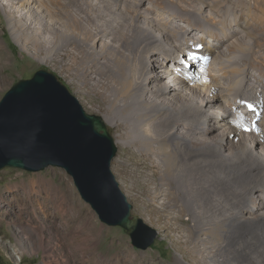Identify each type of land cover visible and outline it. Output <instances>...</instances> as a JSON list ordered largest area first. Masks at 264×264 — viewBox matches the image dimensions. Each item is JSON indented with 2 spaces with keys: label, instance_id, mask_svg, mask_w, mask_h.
<instances>
[{
  "label": "bare ground",
  "instance_id": "6f19581e",
  "mask_svg": "<svg viewBox=\"0 0 264 264\" xmlns=\"http://www.w3.org/2000/svg\"><path fill=\"white\" fill-rule=\"evenodd\" d=\"M14 1H17L12 3L17 11L24 9L32 16L41 17L44 15L39 8L43 7L50 11L54 22L65 19L62 26L58 23L56 28L50 27L52 40L49 48L41 44V40L47 38L32 24V18L29 24H25L19 18L9 17L16 41L26 48L30 45L36 54L43 50L47 58H58L55 50L60 46H63L60 54L65 55L72 54V47L83 49L82 52L86 50L84 46L90 47L82 64L86 69L88 66L105 69L104 74L113 83L106 100L109 115L104 119L115 128H124L116 142L135 144L145 156L151 152L155 154L156 164L151 171L158 174V178L154 186L151 185L155 179L149 174L151 172L141 167L135 172L145 174L143 192L154 199L155 196L172 198L179 207L176 214L190 216L193 225L187 228V233L195 241V252H200L201 245L210 255L204 264H264V140L259 139L262 158L256 153L257 148H253L257 146L253 143H257V138L253 141L255 135L240 132L242 138L251 135L246 138L250 143L239 138L237 141L235 136L237 130L248 126L244 121L254 119L257 125V121H264V0H232L241 14H237L227 2L221 4L222 0H197L199 3L193 0H120L124 7L118 11L103 0H65L63 6L68 14L62 18L58 15L60 7L55 0H50L55 5L46 0ZM209 6L216 15L207 11ZM103 7L109 11L105 13ZM6 10L15 14L11 7ZM114 12L126 14L128 19L130 12L132 17L123 22ZM196 13L202 14L203 18L196 19ZM244 15L254 21H247ZM37 19L34 22L39 24L41 20ZM79 20L86 22H83L84 27ZM200 30L213 40L207 43ZM156 35L161 39L171 36L170 42L174 45L163 43ZM245 38L244 45H241L240 41ZM133 41L137 43L134 47ZM99 47L101 52L97 53ZM135 52L150 57L155 63H162L160 68L167 71L181 66L185 53L183 58L189 69L188 75L193 77L188 78L193 87L200 89L202 86L196 84L201 78L199 75L208 72L211 85L222 90V104L224 102L225 106L217 107L202 92L185 89L186 83L177 82L175 76L167 81L157 72L152 81L157 91L145 89L139 92L141 80L147 87L151 75L144 73L138 77L134 66L125 85L116 76L124 74L122 67L127 65L125 63L143 67L135 58ZM102 55L109 58L107 63L100 60ZM193 55L207 59L194 60ZM215 61L219 62L218 75L211 71ZM142 62L148 65V62ZM164 74L171 75L170 72ZM195 100L199 106L190 107ZM248 102L254 105L253 109H249ZM212 110H219L220 115L212 117ZM150 126L154 129H149ZM227 127L231 128L230 132ZM124 172L128 173L126 169ZM49 192L54 201L37 200V204H33L36 220L29 218L26 223L19 224L20 233L16 236L19 249H15L22 254L43 251L42 264H72L71 255L75 258L81 256L88 263H97V256L90 252V247L98 242L92 235L95 226L88 208H81L69 186L63 190L54 185ZM6 209L7 204L2 201L0 212ZM54 209L86 212L82 220L73 224L67 222L63 228L56 219L50 222L46 221L47 216H40V212L51 215ZM46 231L53 236H47ZM21 257L16 256L17 259ZM124 257L122 253L117 255L121 262Z\"/></svg>",
  "mask_w": 264,
  "mask_h": 264
},
{
  "label": "rangeland",
  "instance_id": "374dc122",
  "mask_svg": "<svg viewBox=\"0 0 264 264\" xmlns=\"http://www.w3.org/2000/svg\"><path fill=\"white\" fill-rule=\"evenodd\" d=\"M46 1L51 5H55L50 0ZM106 1L110 2L111 7H114L115 11H118V9L124 7V3L120 2V0H103V2ZM193 1H195V3H199L197 2V0ZM13 2L17 1L0 0V40L2 41L0 44V100L3 98L5 93L13 86V84L20 79L31 78L38 70L47 69L55 73L69 87L71 92L80 100V102L89 113L99 114L103 117V119L105 116H108L109 114L106 110V100L108 99V91L111 90L110 86H113V83L109 82L110 80H108V76L104 74L105 69L99 70L98 68H92L91 66H88V68L86 69L84 67V64H82V62H85L86 58V55L84 54L89 51L90 47L88 45L84 46L87 50H85L84 52H82L83 49L78 50L77 48L72 47V54L65 55L60 54V51H62L63 47L60 46L57 50H55L56 54L59 55L58 58L56 56L47 58L45 53H43V50L42 52H38V54H36L32 49V46L29 45V47L26 48L24 44L16 41V37L13 34V29L10 22L8 21L9 17L13 16L14 19L19 18L21 19L20 21H23L25 24H29L32 18V24L38 27L41 33L47 38L46 40H41V44L49 48L51 47L50 40H52V37L50 36L51 31L49 30L50 27L55 26L56 28V25L58 23L62 26L63 22H65V19H61V21H59L58 23L56 21L54 22L51 19L50 11L43 7H40L39 10L43 12L44 16H32L27 10L21 9L17 11L16 6L12 4ZM55 2H57V6L60 7L58 8L59 17H66V14H68V12L65 9V6H63L65 0H55ZM226 2L234 8V11L237 14L242 13L239 7H234V5L232 4V0H222L221 4H225ZM66 5H68V3ZM7 7L13 8L15 10V14H9V12L6 10ZM103 8L105 13L106 11H109L108 8ZM207 11L216 15V13L211 10V6L208 7ZM128 13L129 19H131L132 15L130 12ZM113 14L115 15L117 13L114 12ZM141 16L145 15L142 14ZM116 17L123 22L129 20L128 15L126 14H117ZM244 17H246L247 21L253 20L250 17H247V15H244ZM37 18H40L41 20L39 24H37V22H34L38 20ZM101 18H104V16H101ZM195 18L201 19L203 18V15L200 13H196ZM80 22L81 26H85V24H83L84 21ZM201 32L207 38V43L210 42V40H213V38L209 34L204 33L203 31ZM156 36L160 41L162 40L163 43L167 45L172 44V42H170L172 41L171 36L167 35L163 39H161L160 35ZM246 39L247 38H245L243 41H240L241 45H244ZM136 44V42H132L133 47L136 46ZM172 45H174V43ZM96 50L97 53L101 52L100 47ZM138 53L136 54L135 52V58H138L137 61L141 62V64H143V67L133 65V63L130 62L125 63L127 65L122 67L124 74L116 75L117 77H120L121 81L124 82L125 85H127L129 81L128 77L130 78L129 73L131 71V67L134 66L138 77H140V75H144V73L151 75V81H147V87L142 84L143 80H141V87H139V92H142L145 89L151 92L157 91L154 88L152 82L154 79H156L155 76L157 72V74L159 73V75H161L167 81H169L171 77L175 76L177 78V82L182 81L183 83H186L185 89H187L188 91L191 89L190 91L195 90L202 92L204 96L207 95L204 91V87L196 90L192 85V80L188 79H193V77L189 76L190 74L188 75L187 73L189 69L184 62L186 61V59L183 58L185 56V53H183L182 61H180L181 66L178 65V67H175L177 70L170 69V71L161 69L160 67L162 65L160 64L162 63H155L150 57H147L146 55L142 56L140 55V53ZM102 56L103 58H100V60L102 59L101 61L107 63L106 61L109 58L104 55ZM142 61L148 62V65H144V62ZM211 67V71L213 72V74L218 75L220 73L219 62L215 61ZM163 72H170L171 75L167 76L168 74H164ZM114 84L117 87L116 83ZM215 86L216 85L213 84L212 86H210V89H213ZM174 90L176 91V88H174ZM214 91L215 94L213 97L207 95L209 101L215 102V105L217 107H220L221 105L225 106L224 102L222 104V90H216L214 88ZM204 96H202V98H204ZM120 100L123 101V98H120ZM231 100L235 102L234 98H231ZM235 103L237 104V102ZM248 103L250 104V102ZM121 104L123 103L121 102ZM184 105L187 106L185 103ZM244 105H246L245 102ZM189 106L196 107L199 105L195 100L192 101ZM242 109L245 113H249L246 108ZM218 112L220 111L212 110V117L220 115ZM104 120L107 124L108 130L114 136V139L116 141L118 135L124 132V128H115L112 123L107 122L106 119ZM257 123L262 126V129H264L263 120H259L257 121ZM128 125L132 127L131 123H128ZM218 127H220V125ZM150 128L154 129L153 126H150L149 129ZM226 130L230 132L231 128L227 127ZM225 136L229 137L228 134H225ZM235 136L237 138V141L238 138L242 141H245L246 138L250 137L251 135H247L246 138H242L240 135V131L237 130V134H235ZM256 138L257 137L255 136L253 141L256 140ZM249 140H246L247 143H250ZM120 142H116L118 146V152L113 158L111 164L115 179L118 183V193L126 199L127 203L131 204V218L141 220L143 221V223L157 230L158 237L156 238L154 243L147 249H140L133 244L131 236L126 228L120 225H109L103 222L100 219L99 214L95 209H93L91 204L82 198L73 177L64 168L58 166H49L46 169L40 171H28L15 167H6L0 170V203L4 201L7 204V209L0 212V264H42L44 257L43 251H38L33 254H22L20 250H17L19 249V246L17 245L16 236L20 233L19 224L26 223V220L29 218H33L36 220V214H34L33 211V204L36 205L37 200L46 199L49 202L54 201L49 192L54 187V185L59 186L63 190H67L68 186L71 187L72 191L76 194L77 199L82 205L81 208H88V213L90 214L92 222L95 226V228L92 230V235L96 238V241L98 243L91 246V250H89L90 252H94L97 256V263H88L84 261L83 257L81 256H76L75 258L71 255L72 264H123V262H126L127 264H195V262L198 264H204L209 261L210 255L202 249L203 247H201V245H199L200 252H195V241L187 233V228L193 225V221L190 220V216L186 214H176V210L179 207L174 203L172 198L155 196L156 199H154V196L152 197V195L150 196L143 192L142 185L145 180V174L137 175L135 174V172H139L141 167L142 170L145 169L144 171L151 172L149 174L154 175V172L152 173L151 169L155 163V154L151 152L149 156H145V154H143L141 151L139 152L138 147L135 144H125V142L123 144V141L121 143ZM253 143L257 144V146L255 147L257 148L256 153L263 158V153L261 152L262 142H260V140L257 138V143ZM142 165L145 166L142 167ZM125 169L128 171V173L124 172ZM154 178L155 179L151 184L153 186L157 183L156 178H158V174L154 175ZM54 210V213H52L51 215H45L40 212V216L43 218L47 216L46 221L50 220V222L56 219L60 225H63V228L67 222H71L73 224L77 223V221L79 220H82L86 212H63L60 210L58 211L57 209ZM45 234L47 236H53L48 231H46ZM82 234H84V231H82ZM69 236L70 234L66 236L67 241L70 238ZM13 244L17 246L14 247ZM121 253L125 256L122 262L117 259V255ZM16 256L22 257L21 259H17Z\"/></svg>",
  "mask_w": 264,
  "mask_h": 264
},
{
  "label": "water",
  "instance_id": "95a60500",
  "mask_svg": "<svg viewBox=\"0 0 264 264\" xmlns=\"http://www.w3.org/2000/svg\"><path fill=\"white\" fill-rule=\"evenodd\" d=\"M117 152L103 117L47 69L20 79L0 100V170L64 168L103 222L126 228L133 244L147 249L158 232L131 218V204L118 193L111 167Z\"/></svg>",
  "mask_w": 264,
  "mask_h": 264
},
{
  "label": "snow or ice",
  "instance_id": "6c2138e0",
  "mask_svg": "<svg viewBox=\"0 0 264 264\" xmlns=\"http://www.w3.org/2000/svg\"><path fill=\"white\" fill-rule=\"evenodd\" d=\"M192 58L194 60L195 59H207L206 57H198V56H195V55H193ZM247 106L249 107V109H253L254 108V105H252V104H248ZM241 119H243V117H241ZM257 119H259V116L257 117ZM253 129L256 130L257 132L259 131V128L256 125V121L253 122V125H252V128L251 129L246 128V130H253Z\"/></svg>",
  "mask_w": 264,
  "mask_h": 264
},
{
  "label": "trees",
  "instance_id": "16d2710c",
  "mask_svg": "<svg viewBox=\"0 0 264 264\" xmlns=\"http://www.w3.org/2000/svg\"><path fill=\"white\" fill-rule=\"evenodd\" d=\"M209 88H211V87H209Z\"/></svg>",
  "mask_w": 264,
  "mask_h": 264
}]
</instances>
